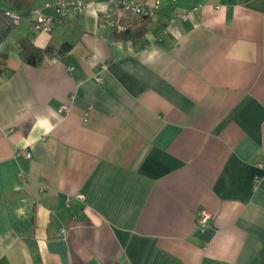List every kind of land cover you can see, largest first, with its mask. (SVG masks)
I'll list each match as a JSON object with an SVG mask.
<instances>
[{
    "label": "crops",
    "instance_id": "1",
    "mask_svg": "<svg viewBox=\"0 0 264 264\" xmlns=\"http://www.w3.org/2000/svg\"><path fill=\"white\" fill-rule=\"evenodd\" d=\"M137 1L160 5L137 40L95 0L0 44V264H264V0ZM23 36L72 48L30 65Z\"/></svg>",
    "mask_w": 264,
    "mask_h": 264
},
{
    "label": "built area",
    "instance_id": "2",
    "mask_svg": "<svg viewBox=\"0 0 264 264\" xmlns=\"http://www.w3.org/2000/svg\"><path fill=\"white\" fill-rule=\"evenodd\" d=\"M94 2L95 0H56L54 3V14L45 13L42 8H32L26 14L8 8L4 13L7 17L15 21L21 20L23 15H28L36 31L50 33L57 25L67 22L75 16L84 14L89 5ZM107 4L108 6L106 8L99 10V21L118 30H124L128 27L124 21L126 15L132 14L139 17L150 16L160 8L159 4L143 3L137 0H107ZM46 6H50V3H47ZM189 13L190 10H184L181 16L187 19ZM98 80L101 81L102 78L100 77ZM59 111L67 113L70 111V106L63 104L60 106ZM17 154L27 158L32 157V152L27 148H19ZM259 166L264 169V160L259 162ZM41 188L43 190L46 188V183L44 181L41 184ZM76 198L85 201L86 194L83 192L79 193L76 195ZM66 202L69 205L70 197L66 199ZM211 218L212 215L207 209L201 210L197 215V221L201 228H206ZM64 231L65 230H63L62 233H64Z\"/></svg>",
    "mask_w": 264,
    "mask_h": 264
},
{
    "label": "trees",
    "instance_id": "3",
    "mask_svg": "<svg viewBox=\"0 0 264 264\" xmlns=\"http://www.w3.org/2000/svg\"><path fill=\"white\" fill-rule=\"evenodd\" d=\"M9 4L17 9H29L31 7L32 0H6ZM5 10L0 11V18L3 19L0 21V44L7 38V35L10 29L13 27L15 23H13V19L7 17L5 15ZM26 14V12H22ZM4 14V15H3ZM12 20V21H10ZM150 23V16H144L140 18L134 25L127 27L124 30H118L116 28H112L113 34L121 40L143 38L145 31L148 28ZM20 47V57L23 62L28 63L30 65H41L45 61L46 58L51 57H61L65 55L71 48L72 45L69 43H63L60 47H56L53 44H49L48 46L41 48L35 45L31 39L27 36H23L19 40ZM7 59L8 56L4 53L0 52V75L6 72L7 70Z\"/></svg>",
    "mask_w": 264,
    "mask_h": 264
},
{
    "label": "rangeland",
    "instance_id": "4",
    "mask_svg": "<svg viewBox=\"0 0 264 264\" xmlns=\"http://www.w3.org/2000/svg\"><path fill=\"white\" fill-rule=\"evenodd\" d=\"M30 20V17L28 15H23L21 20H17V21H28Z\"/></svg>",
    "mask_w": 264,
    "mask_h": 264
}]
</instances>
